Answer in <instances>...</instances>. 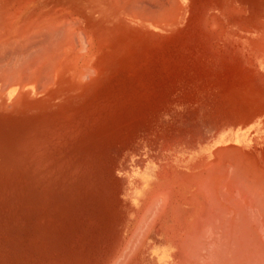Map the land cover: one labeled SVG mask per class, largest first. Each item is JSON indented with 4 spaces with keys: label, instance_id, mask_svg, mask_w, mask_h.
Listing matches in <instances>:
<instances>
[{
    "label": "rangeland",
    "instance_id": "374dc122",
    "mask_svg": "<svg viewBox=\"0 0 264 264\" xmlns=\"http://www.w3.org/2000/svg\"><path fill=\"white\" fill-rule=\"evenodd\" d=\"M141 1L157 25L89 17L87 60L8 95L0 82V264H161L158 248L165 264L187 263L209 192L241 198L232 171L207 166L241 154L247 172L264 171V140L217 144L257 118L264 129L263 71L247 47L264 0ZM234 198L224 207L246 204Z\"/></svg>",
    "mask_w": 264,
    "mask_h": 264
},
{
    "label": "bare ground",
    "instance_id": "6f19581e",
    "mask_svg": "<svg viewBox=\"0 0 264 264\" xmlns=\"http://www.w3.org/2000/svg\"><path fill=\"white\" fill-rule=\"evenodd\" d=\"M141 3V0H0V62L1 64L4 62V66H0V82L3 83L2 95L5 92V95L10 94V91L15 87L22 89L29 84L37 85L41 82L42 76L45 77V81H48L52 74L58 71L57 62H73L74 64V62L87 60V54L90 53L89 51L92 46V40L87 26L89 17L94 18V16H97L101 23H104L108 17L116 18L118 15H124L128 12L135 19L157 25L159 22L155 19L148 18V14L143 11ZM177 16H183L182 10H180ZM248 33L251 36H248L247 47L255 61L258 62L257 64H260L259 67L263 71L264 76V20L258 21L256 28L254 27L253 30L248 29ZM259 62L263 63L261 64ZM261 124L262 121L257 118L249 123L248 126L241 128V130H245L244 138L240 137L241 130L235 129L226 136L219 138L217 144L247 147L252 142L263 141L264 129ZM233 150L235 149L233 148ZM240 156H244L245 158V155L240 154ZM248 157L247 160L251 162L250 158L252 157L250 155ZM216 158H218V154ZM231 158L230 160H226L222 157L221 159L215 160V162L213 161L214 163L211 162L212 164L207 166L206 172H211L212 170V173H214L215 171L213 172V169H218V167L219 169H225L226 172L228 169L232 171L235 174V176L232 174L233 179L234 177L238 178V185L235 186L236 179H234L233 184L235 187L232 185V189L235 188L236 193L241 198L239 199L237 197L238 199H236L235 196L228 195L230 197L229 201L231 197H235L234 199L241 200L246 204L243 205L242 203L243 206L239 205L238 207L237 205L241 201H237V208L233 210L231 206V210H233L231 211L223 205V202L228 197L226 196L228 190L226 192L224 190L225 196H223L221 188L219 190L221 191L219 193L220 198L221 196L223 198L226 197L223 201L222 198L220 200V198L217 199L215 196L219 191H210L206 185L210 191H208L209 195L206 199L208 201V207L205 210L203 207L205 213L203 211V217H200L202 221L198 218L199 223L195 220V224H193V227L200 228L199 236L201 235V238L196 240L201 241L197 242L195 240L193 242L192 239L194 237L192 236L190 238V235L187 236L189 233H192L191 231H188L187 235L186 233L182 234L186 235L193 243L201 242V245L199 244L200 246L197 248L195 244L194 248L192 247L193 243L187 237L184 238V242L185 240L186 242L188 241V244L185 242L187 244L186 246H191H188L190 249L188 247L183 249H188L189 251L192 247L194 253L192 255L194 257L190 259L191 261L188 259L190 262L186 260L187 263L183 262L184 264H264V171H260L261 167L259 170L257 166V168L251 169V173H249L247 171H250V169L245 170L246 167L242 161L244 158H235L234 161ZM253 162L251 163L252 165ZM205 163L204 160L200 159L197 162V166L199 168L203 167ZM254 163L256 165L258 162ZM220 172L221 174L224 173L222 171ZM220 172L218 174L215 173L221 175ZM225 177L228 178V176ZM194 178L197 177L194 176ZM198 179L201 178L199 177ZM232 182L230 183L232 184ZM237 194L236 196H239ZM229 201L226 200V204H229ZM231 201H234V203L232 202L230 204H236L235 200ZM166 203H168V200ZM164 215L166 214L164 213ZM158 217L159 215L148 226L154 227L155 222L160 218ZM190 224L192 225V223ZM195 233L197 235L195 231L192 234L195 235ZM195 237L197 238L198 236ZM181 239L182 237L179 241ZM196 248L199 249V252ZM154 253V258L161 264H165V261L169 257L168 253L161 252V248H158V251ZM188 253H191V251ZM179 258L183 259L184 257Z\"/></svg>",
    "mask_w": 264,
    "mask_h": 264
}]
</instances>
